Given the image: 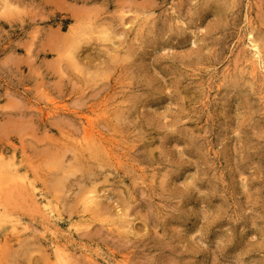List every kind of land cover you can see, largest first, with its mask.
Segmentation results:
<instances>
[{"label": "rangeland", "instance_id": "rangeland-1", "mask_svg": "<svg viewBox=\"0 0 264 264\" xmlns=\"http://www.w3.org/2000/svg\"><path fill=\"white\" fill-rule=\"evenodd\" d=\"M0 211V264H264V0H0Z\"/></svg>", "mask_w": 264, "mask_h": 264}, {"label": "bare ground", "instance_id": "bare-ground-1", "mask_svg": "<svg viewBox=\"0 0 264 264\" xmlns=\"http://www.w3.org/2000/svg\"><path fill=\"white\" fill-rule=\"evenodd\" d=\"M252 47L254 48V50H255V52H259V48H258V46H257V44L254 42L253 43V45H252ZM88 123H90V122H88ZM88 130V129H87ZM87 130H86V132H87ZM89 133V132H88ZM93 195H94V193H93ZM89 196H91V197H93L92 195H89ZM90 198H88V200H89ZM91 200H93L92 198H91ZM44 201V198H41V202H43ZM45 202V201H44ZM44 202H43V204H44ZM85 202V201H84ZM94 202V201H93ZM46 203V202H45ZM87 203V202H86ZM91 203V202H90ZM47 204V203H46ZM89 204V203H88ZM47 211H48V213H49V215L50 216H54V213H53V209H52V207L51 206H47V209H46ZM2 219V211H0V220Z\"/></svg>", "mask_w": 264, "mask_h": 264}]
</instances>
